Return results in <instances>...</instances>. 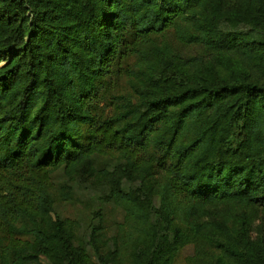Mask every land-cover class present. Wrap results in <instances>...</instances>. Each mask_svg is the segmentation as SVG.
Here are the masks:
<instances>
[{"label":"trees","instance_id":"16d2710c","mask_svg":"<svg viewBox=\"0 0 264 264\" xmlns=\"http://www.w3.org/2000/svg\"><path fill=\"white\" fill-rule=\"evenodd\" d=\"M260 216L264 0H0V264H264Z\"/></svg>","mask_w":264,"mask_h":264},{"label":"rangeland","instance_id":"374dc122","mask_svg":"<svg viewBox=\"0 0 264 264\" xmlns=\"http://www.w3.org/2000/svg\"><path fill=\"white\" fill-rule=\"evenodd\" d=\"M119 92H124L127 88L125 80H121L117 87ZM105 165L112 162L101 159ZM52 181L54 186L69 185L71 191L70 199L57 198L55 203V213L61 217L70 218L77 223V236L84 242L89 227L90 218L94 212L100 211L103 215L104 226L107 231V235L113 231L116 221L122 219V211L118 207H114L111 203H107L99 198L97 194L100 193L102 188L94 178L87 179H75L68 181L67 178L62 176L60 171H54L52 174ZM258 226H254L253 234L264 235V216H260L257 219ZM194 246L192 244H186L176 254L173 264H194L190 257L193 254ZM87 253L93 258V252L88 247ZM40 261L47 263L46 258L40 257Z\"/></svg>","mask_w":264,"mask_h":264}]
</instances>
